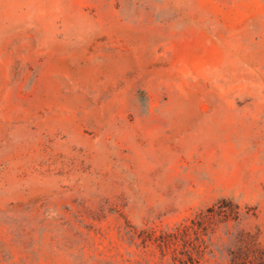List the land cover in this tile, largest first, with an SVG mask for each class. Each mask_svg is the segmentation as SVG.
Returning <instances> with one entry per match:
<instances>
[{
  "label": "rangeland",
  "instance_id": "374dc122",
  "mask_svg": "<svg viewBox=\"0 0 264 264\" xmlns=\"http://www.w3.org/2000/svg\"><path fill=\"white\" fill-rule=\"evenodd\" d=\"M0 264H264V0H0Z\"/></svg>",
  "mask_w": 264,
  "mask_h": 264
}]
</instances>
